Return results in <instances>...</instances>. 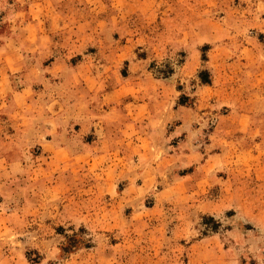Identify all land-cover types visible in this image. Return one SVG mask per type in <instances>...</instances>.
<instances>
[{"label":"rangeland","instance_id":"1","mask_svg":"<svg viewBox=\"0 0 264 264\" xmlns=\"http://www.w3.org/2000/svg\"><path fill=\"white\" fill-rule=\"evenodd\" d=\"M43 22L47 39L33 35ZM13 35L0 264H264V0H0V41ZM22 82L38 86L27 103ZM162 89L165 103L141 105ZM179 99L172 144L200 152L185 168L153 149H79L76 136L59 166L30 146L44 125L61 144L79 116L125 110L128 138L141 124L139 136L167 143Z\"/></svg>","mask_w":264,"mask_h":264},{"label":"crops","instance_id":"2","mask_svg":"<svg viewBox=\"0 0 264 264\" xmlns=\"http://www.w3.org/2000/svg\"><path fill=\"white\" fill-rule=\"evenodd\" d=\"M36 24L35 21H28L27 23H24V27H26L28 30L32 26ZM43 30L40 28H36L35 31H33V35L35 37H40V38H45L47 39L49 37V34L46 33L48 28H46L45 22H43ZM49 31V30H48ZM50 32V31H49ZM30 36V33L28 34ZM6 38V37H5ZM28 38V37H27ZM30 39V38H29ZM19 40V37H18ZM31 41L34 40V37H31ZM14 41H17V36H7V38L4 41H0V80L3 79L4 74H9L11 72L12 68H9L8 66H4L3 63L6 61L5 56L3 53V50L10 51L12 49V44ZM15 54V53H13ZM16 55V54H15ZM18 63V62H17ZM16 65V64H15ZM13 70H22L21 68L13 69ZM25 72L23 71L20 75L22 76ZM20 76V77H21ZM93 83H88L92 84L94 89L97 88V85H99L102 81H100V77H97L95 80V77H92ZM87 82L78 84V86L81 88V90L86 91L88 90L87 85L85 84ZM37 83L35 82H22L16 89H15V95L16 96H21L24 98V102L27 103L28 100H33L35 99L38 95L36 92V86ZM163 84V83H162ZM165 87V84H163ZM121 86H118V89H120ZM114 89L112 91L108 92L107 95L109 94H114ZM169 89H171L172 92V87L169 86ZM161 92H158L157 94L159 95L158 98H153V99H148L144 100L141 105L143 107H148L149 110L152 112L153 108L159 107L162 105L161 103H165L168 99H163L162 96H165V90L162 89L160 90ZM6 93H3L2 90H0V110L4 108V106L7 104L8 99L5 98ZM160 98V100H158ZM172 110V115L171 117H166L164 121V127L166 126H171L172 123L174 122V126L169 131H166L168 137L167 143H165L163 140L157 139L153 141L152 136L149 137V141L147 137L142 138L141 132L145 130V128L139 124L134 126H138L137 128V133L139 135L135 137H130L124 133V131H127L128 125L133 121L132 115L128 116L127 111L125 110V114H120L118 117L120 119H115L114 121H107L106 116H103L101 119H94L91 117V115H87V117L79 116L78 120H76L77 127L74 128V134L71 136H67L65 138V142L63 143H58V134H57V128L54 127L53 125L50 127L49 125H44L45 129L47 130L44 135L41 136L40 138H37L33 140V143L30 146H37V149H48L51 151V155L49 156L50 158V163L52 164H57L59 166V161L54 162V158L58 156V154L62 155L61 160L66 161L67 159H70L68 156V150L67 149H74L71 145L70 140L75 139V136L78 138L80 141L78 144L79 149H127V150H132L133 153L138 152L140 149H153L155 150V154L158 152L162 154V159L167 161V162H172V164H177L179 165L177 167H182L185 168V166L188 164L187 162L190 163L195 162L197 160L198 154L200 153L198 149H183L184 143L186 142V138L182 139L179 138L178 142L176 144H172V139L176 138V136H181L182 133H177V130L180 128V123L177 121L176 115L179 113L180 108H182L181 105L175 104ZM21 117V116H19ZM31 122V129L33 128L32 126V120ZM46 124L49 123H54V118L53 116H47L45 118ZM150 121L148 122V124ZM19 129L23 130L21 127L22 121L19 120ZM142 127V128H141ZM147 127V125L145 126ZM50 129V131H48ZM92 133V138H89V134ZM185 137V136H184ZM1 140V138H0ZM6 143V142H5ZM4 144V143H3ZM30 146L28 149H30ZM202 156V155H201ZM202 158V157H201ZM161 159V158H160Z\"/></svg>","mask_w":264,"mask_h":264},{"label":"trees","instance_id":"3","mask_svg":"<svg viewBox=\"0 0 264 264\" xmlns=\"http://www.w3.org/2000/svg\"><path fill=\"white\" fill-rule=\"evenodd\" d=\"M204 82H207V80H205ZM177 104H178V105H183V102L180 101V99H179V101L177 102Z\"/></svg>","mask_w":264,"mask_h":264}]
</instances>
